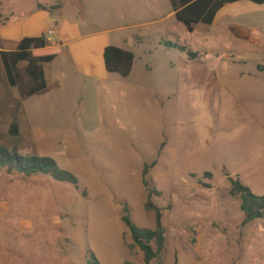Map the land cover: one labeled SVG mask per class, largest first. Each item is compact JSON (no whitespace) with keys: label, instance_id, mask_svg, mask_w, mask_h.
Instances as JSON below:
<instances>
[{"label":"rangeland","instance_id":"obj_1","mask_svg":"<svg viewBox=\"0 0 264 264\" xmlns=\"http://www.w3.org/2000/svg\"><path fill=\"white\" fill-rule=\"evenodd\" d=\"M9 3L30 15L46 0ZM247 3L237 7L242 13L191 35L168 16L170 0H161V17L141 0L55 1V10L69 4L77 15L52 12V29L73 15L83 20V35L140 31L152 50L143 61L152 69L131 79L110 75L97 87L98 80L82 76L70 100L67 91L43 106L44 115L63 120H0V145L53 158L79 179L77 189L47 176L0 175V264H90V252L100 264H145L143 253L129 248L122 216L128 205L137 226L156 227L145 209L146 165L167 231L163 263L152 264H264V218L243 224L225 175L264 196V7ZM144 23L150 24L139 29ZM234 25H246L247 34L233 28L226 34L232 38L220 41L219 30ZM166 37L202 52L190 59L160 47ZM0 83L9 84L4 70ZM29 102L37 109V100Z\"/></svg>","mask_w":264,"mask_h":264},{"label":"trees","instance_id":"obj_2","mask_svg":"<svg viewBox=\"0 0 264 264\" xmlns=\"http://www.w3.org/2000/svg\"><path fill=\"white\" fill-rule=\"evenodd\" d=\"M249 2L258 6H264V0H170L176 20L193 34L198 25H214L221 10L226 6ZM1 6V5H0ZM40 9H46L40 7ZM56 7H51L54 11ZM166 48L179 50L187 54L190 59L198 58V53L192 52L188 47L179 43L166 42ZM61 54L59 47H51L46 35L40 37L24 38L16 51L2 52L1 58L10 85L17 88L23 99H29L41 93L48 87L44 65L51 63ZM105 67L109 74L119 75L126 79L132 75L135 65L133 52L109 46L104 53ZM194 79V78H193ZM13 129L17 131V126ZM149 166L143 171V185L148 192V200L145 209L153 212L156 217L155 229L141 228L133 219L128 205L123 207L122 221L128 229L133 243L131 250L139 249L144 256L145 264L154 262L163 263L167 246V231L163 224L164 211L157 207L153 201V195L157 192L151 188L148 180ZM18 176L23 179H31L39 176H47L53 180L69 184L79 189L78 177L62 169L58 163L49 157L23 156L17 150L0 145V175ZM231 183L230 195L240 200V209L244 213L243 224L250 225L264 218V196H258L240 179L231 177L225 172ZM207 178H212L211 173H206ZM158 194V193H157ZM90 264H100L95 255L90 252ZM175 264H178L176 261Z\"/></svg>","mask_w":264,"mask_h":264},{"label":"crops","instance_id":"obj_3","mask_svg":"<svg viewBox=\"0 0 264 264\" xmlns=\"http://www.w3.org/2000/svg\"><path fill=\"white\" fill-rule=\"evenodd\" d=\"M3 1H6V4ZM55 1L56 0H46V4L38 3L34 7L36 10H34L33 13H31L30 15H22L17 14V5L10 4L9 0H0V70H4L7 80L8 77L2 62L1 53L16 51L20 42L24 38L40 37L53 30L55 31V42L49 44L51 45V47H59L61 49V54L54 61L44 65V70L48 82L47 89L35 95L34 97L23 99L19 90L12 87L9 81V84L0 83V105L4 106V108L0 109V111L5 109V113L0 114V120L2 121H18L22 118H30L33 120L41 119L49 121L63 120L53 119L47 115H44V113L46 112H42L45 111L43 106L50 103L55 104L58 94L60 93L59 96L61 97V94L67 91L69 92V95L66 96V99L70 100L72 92L75 88V84L77 82L76 80L81 79L82 76H88L90 78L98 80L95 82V85L97 87V85L101 81L108 80L110 75H115L109 74L105 67L104 53L105 49L109 46H115L133 52L135 54V65L132 75L126 79H131V77L135 78L138 73L145 74L147 71H149L150 68L152 69V67H150L152 64L151 62L149 63L146 60L143 61V58H145L147 55L152 54V50L150 49L149 51L148 49H146L147 46L144 45L146 42V38L140 31H135L134 34H127L126 36L116 37L114 36V34L117 31H126L128 27H124L122 29H113L111 27L103 30H97L89 35H83L81 27L80 25H78V22L83 20H80L73 16L74 14H77L72 10H69V4H67L62 9L49 11L51 7L57 6L55 4ZM82 1L86 2L89 0ZM141 1L143 6L146 7L149 12L156 11L155 17H161V14L158 11L161 0ZM248 3L246 5L251 4ZM241 5L242 4L240 2L226 6L219 12L214 25L207 27H217L218 22L221 18L225 16H236L238 13H242L243 11L238 9ZM40 7L47 9H40ZM52 12H55L53 14H57V12H69L70 14L73 13V15H71V19L69 20L62 18L61 25H58V27H56L57 29H52L53 27H50V19L53 15ZM168 16L171 18L175 17V13L173 12V10L172 13ZM159 21H161V19ZM147 24L150 23L140 24L138 25V28L140 29ZM199 26L206 25H198L195 29V32L197 31ZM205 29L209 30V28ZM226 29L227 28H225V30L223 31L219 30V33L223 34V38L220 41H223L224 39L226 40V38L230 40L232 38L231 35H233L234 33L233 30L238 34H247L246 31L248 30L246 25H234L231 29ZM226 34L231 35L226 37ZM233 38L236 39L235 36H233ZM165 39L166 40L164 41H162L161 39V41H157L156 43L160 47H165V49H168L165 46L166 42L175 43L173 41H170L168 37H166ZM219 44L221 46V43ZM190 50L194 53L202 52L199 50ZM175 79L174 77L168 78L169 82H173ZM148 86L149 85L145 80L143 85H141L139 88H142L141 90H145ZM31 99L37 100V109L36 107L34 108V106H32L29 102V100ZM73 130L75 131V129Z\"/></svg>","mask_w":264,"mask_h":264},{"label":"built area","instance_id":"obj_4","mask_svg":"<svg viewBox=\"0 0 264 264\" xmlns=\"http://www.w3.org/2000/svg\"><path fill=\"white\" fill-rule=\"evenodd\" d=\"M46 38H47L49 43L55 42V31L51 30V31L47 32Z\"/></svg>","mask_w":264,"mask_h":264}]
</instances>
